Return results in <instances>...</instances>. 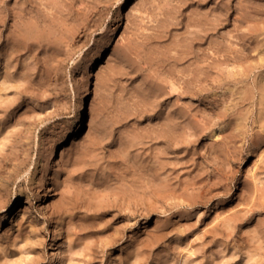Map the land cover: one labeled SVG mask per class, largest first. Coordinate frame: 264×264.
Masks as SVG:
<instances>
[{
    "label": "rangeland",
    "instance_id": "rangeland-1",
    "mask_svg": "<svg viewBox=\"0 0 264 264\" xmlns=\"http://www.w3.org/2000/svg\"><path fill=\"white\" fill-rule=\"evenodd\" d=\"M0 216V264H264V0H0Z\"/></svg>",
    "mask_w": 264,
    "mask_h": 264
},
{
    "label": "bare ground",
    "instance_id": "bare-ground-1",
    "mask_svg": "<svg viewBox=\"0 0 264 264\" xmlns=\"http://www.w3.org/2000/svg\"><path fill=\"white\" fill-rule=\"evenodd\" d=\"M116 28V27H115ZM114 28V29H115ZM109 46V44L107 43V42H105V43H103V44H101L100 45V50L101 51H103V50H105L107 47ZM88 70L86 71V80H85V82H84V84H83V88L80 90V92L81 93H86L88 90H89V88L91 87V85H89L90 84V80H89V75H88ZM173 86L175 85L173 82L171 83ZM84 109V103H81L80 104V107H79V110H78V113L77 114H75V116L72 118V119H70L69 121H68V123H67V127L68 128H70L73 124H76V122H77V120H78V118L80 117V115H81V111ZM54 150V149H53ZM53 152V151H52ZM247 154H249V155H252V152L250 151V152H247ZM52 156V155H51ZM36 182L39 184V186H42L43 184H44V176L42 175V176H40V177H38L37 179H36ZM254 190V189H253ZM255 190H256V188H255ZM234 192H235V189H233V188H231V187H229V188H227L226 189V191L224 192V196H223V198H222V200L220 201V202H218L217 203V206H219V205H223L225 202H226V200L228 199V198H230L233 194H234ZM254 193V192H253ZM46 196H48V192L46 191V190H43L42 192H41V197L42 198H45ZM254 196V195H253ZM20 210L22 211V212H24V211H26V210H24L23 208H20ZM0 218L2 219V220H5L6 219V216H0Z\"/></svg>",
    "mask_w": 264,
    "mask_h": 264
}]
</instances>
